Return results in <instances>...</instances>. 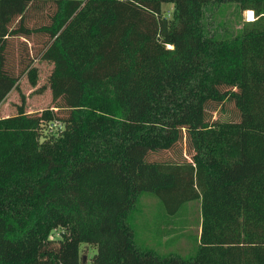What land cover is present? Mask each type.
Here are the masks:
<instances>
[{
	"label": "trees",
	"instance_id": "trees-1",
	"mask_svg": "<svg viewBox=\"0 0 264 264\" xmlns=\"http://www.w3.org/2000/svg\"><path fill=\"white\" fill-rule=\"evenodd\" d=\"M42 62L52 105L0 114V264H264V0H0V107ZM144 192L200 201L195 254L136 243Z\"/></svg>",
	"mask_w": 264,
	"mask_h": 264
},
{
	"label": "rangeland",
	"instance_id": "rangeland-1",
	"mask_svg": "<svg viewBox=\"0 0 264 264\" xmlns=\"http://www.w3.org/2000/svg\"><path fill=\"white\" fill-rule=\"evenodd\" d=\"M163 11L171 18L173 4L164 3ZM207 13L212 28L226 29L227 32H235L242 26L244 20H250L247 11L242 12L235 3H223L219 7L213 5ZM38 69L37 84L33 86L27 78H22L19 87L14 89L1 105V115L16 113L18 105L22 103L28 112L41 111L52 105L51 89L48 84L52 65L42 62L38 64ZM56 125L46 123L43 136H48L56 128H62ZM201 221L199 200L189 202L177 217H172L166 213L160 199L148 192L141 195L135 213L130 219L135 231L136 243L140 247L152 249L161 256L175 254L182 257H188L197 251ZM80 249L84 260L88 259V261L97 252L96 247L86 246L83 243Z\"/></svg>",
	"mask_w": 264,
	"mask_h": 264
},
{
	"label": "snow or ice",
	"instance_id": "snow-or-ice-1",
	"mask_svg": "<svg viewBox=\"0 0 264 264\" xmlns=\"http://www.w3.org/2000/svg\"><path fill=\"white\" fill-rule=\"evenodd\" d=\"M251 15V14H250Z\"/></svg>",
	"mask_w": 264,
	"mask_h": 264
}]
</instances>
